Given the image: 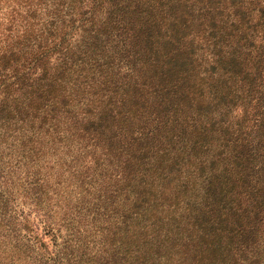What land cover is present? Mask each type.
<instances>
[{
  "label": "trees",
  "instance_id": "trees-1",
  "mask_svg": "<svg viewBox=\"0 0 264 264\" xmlns=\"http://www.w3.org/2000/svg\"><path fill=\"white\" fill-rule=\"evenodd\" d=\"M95 258L264 264V0H0V264Z\"/></svg>",
  "mask_w": 264,
  "mask_h": 264
},
{
  "label": "rangeland",
  "instance_id": "rangeland-1",
  "mask_svg": "<svg viewBox=\"0 0 264 264\" xmlns=\"http://www.w3.org/2000/svg\"><path fill=\"white\" fill-rule=\"evenodd\" d=\"M85 237H86V233H84L83 235H81L80 239L78 240L79 243H81L83 240H85ZM96 239L99 240L98 242L95 243L97 245H100V242L104 241V238L103 237H100V236H98ZM73 245L74 244L68 246L70 250H71V246H73ZM105 255H108L109 257H113V254L112 253H106ZM105 255L100 254L99 256L103 257ZM95 262H96V258L91 262V264H94Z\"/></svg>",
  "mask_w": 264,
  "mask_h": 264
}]
</instances>
